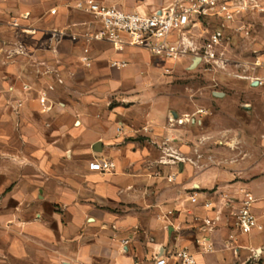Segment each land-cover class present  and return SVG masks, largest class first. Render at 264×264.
Returning a JSON list of instances; mask_svg holds the SVG:
<instances>
[{
    "label": "crops",
    "instance_id": "0c3cea01",
    "mask_svg": "<svg viewBox=\"0 0 264 264\" xmlns=\"http://www.w3.org/2000/svg\"><path fill=\"white\" fill-rule=\"evenodd\" d=\"M28 1L0 0V264H178L183 247L196 264H247L264 250V231L235 226L246 190L264 224V90L244 102L243 90L181 93L164 84L180 59L128 47L99 61L93 42L92 67L81 62L83 42L69 70L60 40L86 27L43 28L65 5ZM27 12L36 42L19 54L4 42L5 19ZM164 143L184 159L159 162ZM99 158L115 169L93 170ZM207 217H218L212 230Z\"/></svg>",
    "mask_w": 264,
    "mask_h": 264
},
{
    "label": "built area",
    "instance_id": "2783aa9c",
    "mask_svg": "<svg viewBox=\"0 0 264 264\" xmlns=\"http://www.w3.org/2000/svg\"><path fill=\"white\" fill-rule=\"evenodd\" d=\"M74 8L90 17L76 25L85 26L84 31H72V39H81L85 46L80 57L81 62L91 66L92 56L89 44L91 42H105L109 44L114 52L124 51L128 47L143 48L154 55L164 58L181 59L194 55L196 63L218 64L216 50L224 38L225 29L230 28L240 33H249L248 19L264 15V0H171L169 4L150 13L125 10L117 5L106 4L99 0H76ZM57 8H51L50 13L55 14ZM30 14L23 13L19 17L12 18L10 25L23 32H33L30 25H23L22 20H29ZM212 20L220 22L214 29L210 25ZM75 25V26H76ZM205 34V35H204ZM203 37L204 41L198 44V38ZM15 52L25 53L22 44H16ZM111 64L121 67L125 61L112 60ZM257 66L264 63L259 60ZM257 85L263 80H254ZM52 88V87H50ZM48 92L41 91L40 101L46 103ZM161 163H176L183 160L175 149L165 143L162 146ZM91 167L95 171L109 172L115 169L116 163L108 158L95 159ZM169 177L168 180H173ZM197 202L196 196L192 197ZM255 198L250 191H244V197L240 207L235 212V226L243 235H251L255 231H264V224L253 212ZM204 206L210 208L211 202H205ZM216 219L205 218L204 223L207 229L212 230ZM236 236H229V246H233ZM126 242V241H125ZM197 242L206 251L211 250V245L205 237ZM263 248L253 249V262L260 263ZM178 264H196L195 255L189 248L183 247L174 253ZM156 264H167L165 257H159Z\"/></svg>",
    "mask_w": 264,
    "mask_h": 264
},
{
    "label": "rangeland",
    "instance_id": "374dc122",
    "mask_svg": "<svg viewBox=\"0 0 264 264\" xmlns=\"http://www.w3.org/2000/svg\"><path fill=\"white\" fill-rule=\"evenodd\" d=\"M63 3L66 11L63 15L48 18L49 21H43V28L45 27H60L62 21H66L70 25H75L80 22L79 15L74 8L76 0H54L53 3ZM106 4L117 5L125 10L140 11L150 13L155 9L166 6L171 0H99ZM26 5L32 6V1L29 0ZM32 15H37V12H32ZM16 17V14L7 16L5 19L6 31L3 36L6 44H27L35 43L36 40L31 37V32H23L20 29H11L10 21ZM33 16V17H34ZM249 33H240L230 28L225 29L224 38L216 50L218 57V64L198 63L196 65L194 55L181 58L180 61L175 62L177 67L171 68L170 71L164 72L169 76L164 84L174 91L181 93H189L196 97H201L205 94L203 92L210 91H230L243 90L245 100L255 96L259 89L264 90V67L257 66L256 62L259 60L264 63V15L254 16L248 19ZM220 22L212 20L210 25L205 23L204 26L214 29ZM77 27V25H76ZM13 28V27H12ZM71 30V28H69ZM205 35V34H204ZM41 43L47 42L45 34L38 40ZM204 41L203 37L198 38V44L201 45ZM14 42V43H13ZM58 42V41H57ZM81 39H72V37H65L60 40L59 47L64 50L63 58L68 59L69 70H78L76 66L77 59L83 44ZM92 49L95 50V57L99 61L107 59L111 50V46L105 42L97 41L92 43ZM25 51V49H24ZM43 52L38 54V57H43ZM61 58V56H60ZM103 61V60H102ZM104 63V62H99ZM194 63V64H193ZM196 65V66H195ZM92 67V66H91ZM95 70V68H91ZM89 69V67L87 66ZM101 68H103L101 66ZM92 73V72H91ZM93 74V73H92ZM262 79L263 83L254 85V80ZM163 79V78H162ZM88 86H93V81L87 83ZM71 87L79 85L78 83H71ZM262 85V87H259ZM250 95V96H249ZM249 96V97H248ZM115 101V100H114ZM113 101V102H114ZM246 121H249L247 118ZM252 121V120H251ZM252 123V122H251ZM260 263L264 264L262 258ZM247 264H255L251 258Z\"/></svg>",
    "mask_w": 264,
    "mask_h": 264
},
{
    "label": "water",
    "instance_id": "95a60500",
    "mask_svg": "<svg viewBox=\"0 0 264 264\" xmlns=\"http://www.w3.org/2000/svg\"><path fill=\"white\" fill-rule=\"evenodd\" d=\"M253 84H254V85H257V83H256L255 81L253 82Z\"/></svg>",
    "mask_w": 264,
    "mask_h": 264
}]
</instances>
